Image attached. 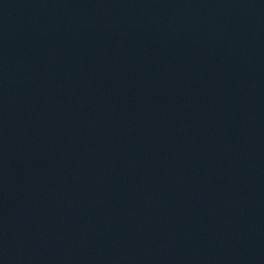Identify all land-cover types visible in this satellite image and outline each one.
Returning a JSON list of instances; mask_svg holds the SVG:
<instances>
[{"label":"water","instance_id":"1","mask_svg":"<svg viewBox=\"0 0 264 264\" xmlns=\"http://www.w3.org/2000/svg\"><path fill=\"white\" fill-rule=\"evenodd\" d=\"M0 264H264V0H0Z\"/></svg>","mask_w":264,"mask_h":264}]
</instances>
